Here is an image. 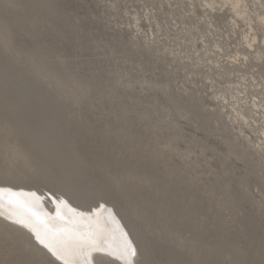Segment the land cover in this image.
<instances>
[{
  "label": "rangeland",
  "instance_id": "rangeland-1",
  "mask_svg": "<svg viewBox=\"0 0 264 264\" xmlns=\"http://www.w3.org/2000/svg\"><path fill=\"white\" fill-rule=\"evenodd\" d=\"M5 189L103 207L91 264H264V0H0ZM53 254L0 215V264Z\"/></svg>",
  "mask_w": 264,
  "mask_h": 264
},
{
  "label": "bare ground",
  "instance_id": "bare-ground-1",
  "mask_svg": "<svg viewBox=\"0 0 264 264\" xmlns=\"http://www.w3.org/2000/svg\"><path fill=\"white\" fill-rule=\"evenodd\" d=\"M12 194L6 189L0 190V215L31 231L42 246L65 264H91L93 251L102 248L126 259L130 257L129 237L120 232L122 228L108 212L103 213V207L100 211L90 210L75 216L56 198L54 203L59 206L62 217L59 219L51 216L52 204L42 202L40 196L22 190L15 196Z\"/></svg>",
  "mask_w": 264,
  "mask_h": 264
}]
</instances>
